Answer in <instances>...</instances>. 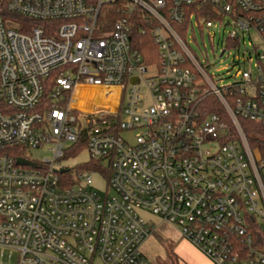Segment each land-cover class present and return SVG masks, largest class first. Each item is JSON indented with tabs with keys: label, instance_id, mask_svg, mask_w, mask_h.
I'll use <instances>...</instances> for the list:
<instances>
[{
	"label": "built area",
	"instance_id": "obj_1",
	"mask_svg": "<svg viewBox=\"0 0 264 264\" xmlns=\"http://www.w3.org/2000/svg\"><path fill=\"white\" fill-rule=\"evenodd\" d=\"M8 11L29 22L0 17V248L18 264H153L147 211L212 264H264V150L242 125L264 128V0H10ZM197 30L220 58L238 52L226 73ZM135 31L159 62L145 63ZM83 141L102 170L63 165ZM46 147L51 159L32 158Z\"/></svg>",
	"mask_w": 264,
	"mask_h": 264
},
{
	"label": "rangeland",
	"instance_id": "obj_2",
	"mask_svg": "<svg viewBox=\"0 0 264 264\" xmlns=\"http://www.w3.org/2000/svg\"><path fill=\"white\" fill-rule=\"evenodd\" d=\"M196 37L198 42L201 44L202 51L207 52L210 62L214 65L213 72L216 75L221 73H226V71L217 72L219 69L232 66L233 59L238 56L236 50L228 51L224 58H220V51L222 50V45L220 41H210L206 35L203 42L200 32L197 30ZM246 46L251 45V40L249 37L245 39ZM252 42L259 44V38L257 35H253ZM206 46V49L203 47ZM195 50L200 52L196 45H192ZM244 47V46H243ZM218 48V49H217ZM204 52V53H205ZM241 57L247 58L248 54L241 53ZM135 132H122V137L130 144H135ZM77 146L70 147L67 151V158L63 160V165L70 168L76 169L79 166L89 164L92 162L89 152L86 147L81 149L79 153L71 155L72 151L76 149ZM50 147L44 149L32 150L30 154L34 160L51 159L53 154L50 151ZM104 172V171H103ZM106 175L107 173L104 172ZM108 177L103 176L98 173L93 176V186L95 189L100 191L104 196L108 191ZM110 196L113 197L114 193L110 191ZM140 216L151 222L156 227L155 234L143 245L142 252L153 264L157 263L158 258H163L166 255V249L163 241H171L176 244V253L181 257L182 264H212V262L193 244H191L187 239L181 236L179 228L170 225L167 222L161 221V218L153 215L147 211H140ZM21 254L14 249L0 248V262L4 264H18ZM99 264V262H97Z\"/></svg>",
	"mask_w": 264,
	"mask_h": 264
},
{
	"label": "trees",
	"instance_id": "obj_3",
	"mask_svg": "<svg viewBox=\"0 0 264 264\" xmlns=\"http://www.w3.org/2000/svg\"><path fill=\"white\" fill-rule=\"evenodd\" d=\"M9 1L10 0H0V17L4 19L11 18L24 23L29 22L27 19L18 15L11 14L8 11ZM115 6L116 5L106 7L105 9H103V12L101 14V20L106 22L105 28L107 30L111 29L112 23L117 17ZM133 46L142 54L146 64L159 62L158 46L150 34L142 35L138 31H135V34L133 36ZM242 125L253 146L257 145L261 147L262 150H264V128L261 125L253 124L248 121H242ZM84 147H86V144L83 141L80 143V145L77 146L76 149L72 151L71 155L79 153V151ZM102 169L103 167H101L99 163L92 161L89 164L77 167L75 170H77L78 172H85ZM104 172H106L109 176V169H104ZM256 238L263 237H261V233H257ZM163 243L166 249V255L163 258H158L156 264H182L181 257L176 253V244L171 241H163Z\"/></svg>",
	"mask_w": 264,
	"mask_h": 264
},
{
	"label": "water",
	"instance_id": "obj_4",
	"mask_svg": "<svg viewBox=\"0 0 264 264\" xmlns=\"http://www.w3.org/2000/svg\"><path fill=\"white\" fill-rule=\"evenodd\" d=\"M18 164L20 165H32V163L28 162V161H25L23 159H19L18 160ZM64 172V171H63Z\"/></svg>",
	"mask_w": 264,
	"mask_h": 264
}]
</instances>
